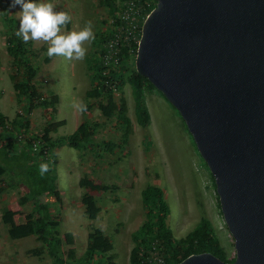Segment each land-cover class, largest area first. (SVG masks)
Masks as SVG:
<instances>
[{
  "label": "rangeland",
  "instance_id": "374dc122",
  "mask_svg": "<svg viewBox=\"0 0 264 264\" xmlns=\"http://www.w3.org/2000/svg\"><path fill=\"white\" fill-rule=\"evenodd\" d=\"M7 1L0 0V111L8 119H12L17 113L22 118L27 117L28 125L23 128L27 135L41 134L48 121L64 120V124L51 134L53 141L59 136H69L86 119L100 121L103 125L96 129L93 144L86 150H81L83 153L64 144L51 149L46 160L38 159L40 164L46 162L54 169L56 178L50 199V213L57 217L62 233L73 234L76 257L82 256L86 249L91 224L111 237L112 252L116 255L117 264H129V254L134 245L132 233L138 230L145 218L140 192L147 184L163 190L169 207L167 223L176 238L185 236L200 217L204 216L212 222L216 235L229 256H234L233 238L220 212L214 177L179 112L156 89L145 91L150 122L143 127L136 121L131 86L126 83L121 93L126 99L127 113L132 120L133 129L128 144L121 149L116 148L113 153L96 148L94 142L118 141L121 131L120 122L105 119L97 108V101L86 97V92L93 85L86 65L92 41L84 45L87 54L83 61H68L60 56L45 61L47 44L33 41L35 49L46 47V50H38L32 59L33 65L38 67L34 77L35 86L43 97L57 94L59 100L54 106L55 110L34 107L30 111H27L25 100H17L10 79L11 57L6 51L5 38L10 35L11 27L18 30L20 9L19 6L10 7L11 0ZM45 2L53 4L56 11L71 15L70 30L64 27L62 32L79 31L89 21L94 34L110 25L109 13L106 8L97 4L98 0ZM5 8L9 12V18L14 20L13 23L5 18ZM121 93H116L117 98ZM77 105H86V110L81 111ZM16 131L18 129L11 131L10 140L20 148L24 140H17ZM143 137L150 141L149 147L144 143ZM35 151L37 150L32 149L33 153ZM83 174L96 182L115 186L111 191L95 195L101 211L93 220L86 218L81 203L83 189L79 186V179ZM10 179L12 178L5 175L3 182H0L6 189L0 195V208L7 206L13 210H21L23 215L16 216V221L23 222L24 215L33 208L34 200H27L21 205L19 200L26 195V187L16 184L20 181L17 176L15 184L7 186ZM41 197L43 200L47 199L45 193ZM39 245L35 236L10 239L0 219V264H50L46 255L36 257L29 253Z\"/></svg>",
  "mask_w": 264,
  "mask_h": 264
},
{
  "label": "water",
  "instance_id": "95a60500",
  "mask_svg": "<svg viewBox=\"0 0 264 264\" xmlns=\"http://www.w3.org/2000/svg\"><path fill=\"white\" fill-rule=\"evenodd\" d=\"M136 71L179 112L214 177L235 258L264 264V0H156Z\"/></svg>",
  "mask_w": 264,
  "mask_h": 264
},
{
  "label": "trees",
  "instance_id": "16d2710c",
  "mask_svg": "<svg viewBox=\"0 0 264 264\" xmlns=\"http://www.w3.org/2000/svg\"><path fill=\"white\" fill-rule=\"evenodd\" d=\"M124 1L126 0H98L97 4L106 8L109 17L114 21L107 28L97 30L95 39L92 41V49L86 59L87 69L93 83L92 88L86 92L87 99L97 101V108L105 119H116L120 122L121 136L118 141L94 142L96 148L109 153H113L116 148L121 149L126 146L129 135L133 132L132 120L127 113L126 99L121 93L123 87L126 83L130 84L135 118L137 123L143 127L150 122L145 91L156 89L135 69L137 43L133 45L134 52L131 53L121 41L119 13L124 9ZM137 6L140 7L141 17L139 16L138 19L142 26L144 18L154 8L155 1L147 6L145 0H139ZM4 16L10 23L14 22L12 18H9L6 8ZM65 28L70 30L71 22ZM10 29V35L5 38V46L11 57L10 79L17 100H25L27 111L34 107L55 110L54 106L59 100L58 95L50 94L43 97L34 83L38 67L33 65L32 59L37 55L38 50H46V47L35 49L33 41L24 43L21 37L16 36V28L11 27ZM116 39L119 41L116 42ZM110 44L117 46L120 53L111 55ZM44 59L45 61L50 60L48 56ZM117 92L121 93L119 98L116 96ZM159 93L162 95L161 92ZM7 122H10L15 129L22 130L26 128L29 120L27 117L22 118L20 113L8 119L0 111V182H3V176L6 175L13 179H10V182L7 181V186H11L15 184L14 180L17 176L20 181L16 184L26 187V195L20 198L19 203L23 205L27 200H34V206L24 215L23 222L16 221V216L23 215L21 210H13L7 206L0 208V219L9 238L22 239L35 236L40 245L32 248L29 253L36 257L46 255L50 259V264H76V262L78 264H117L116 255L112 252L111 237L106 235L101 228L91 224L87 233L86 249L82 256L76 257L73 234L71 232L62 233L57 217L50 213V199L55 189L54 169L52 165H49L50 170L41 176L39 167H37L40 165L39 160H46L49 151L57 146L67 144L78 151L86 150L89 145L93 144L95 131L103 126L102 122L83 120L69 136H59L53 141L51 134L64 124V120L48 121L42 129V140L37 146L36 153L32 152L34 148L32 140L38 139L39 133L29 134L21 147L17 148L15 142L12 143L10 140L12 132L7 129ZM143 141L147 147L150 146L151 143L147 137H143ZM52 162L55 160L52 159ZM79 186L83 189L81 203L85 216L93 220L101 211L95 195L111 191L115 186L96 182L87 174L80 177ZM4 191L6 189L0 184V195ZM44 193L46 200L41 197ZM215 194L220 208L216 191ZM140 197L145 218L138 230L132 233L134 245L129 254V264H140L138 250L146 249L153 240H157L161 245L162 264H177L190 254L201 252H211L227 262L234 260L235 256L230 257L229 252L221 245L215 228L208 218L201 216L192 230L185 236L176 238L167 223L169 207L166 204L163 190L158 186L147 184L141 190Z\"/></svg>",
  "mask_w": 264,
  "mask_h": 264
},
{
  "label": "clouds",
  "instance_id": "9594fccd",
  "mask_svg": "<svg viewBox=\"0 0 264 264\" xmlns=\"http://www.w3.org/2000/svg\"><path fill=\"white\" fill-rule=\"evenodd\" d=\"M19 6V26L16 32L24 43L29 41L47 44L49 58L60 56L68 61H83L87 54L85 44L95 39L91 21L79 31L62 32L72 17L67 12L56 11L54 5L45 0H11L10 7ZM81 111L86 105H77ZM38 150V147H37ZM50 170L48 163L39 165V173L45 175Z\"/></svg>",
  "mask_w": 264,
  "mask_h": 264
},
{
  "label": "built area",
  "instance_id": "2783aa9c",
  "mask_svg": "<svg viewBox=\"0 0 264 264\" xmlns=\"http://www.w3.org/2000/svg\"><path fill=\"white\" fill-rule=\"evenodd\" d=\"M139 0H126L124 1V9L119 13L120 17V26L119 31L121 32V41L123 42L124 45L127 46L129 49V52L133 53L134 48L133 45L135 43L138 44L140 35H141V26L139 22V16L141 17L140 14V7L137 6V2ZM152 1L156 0H145V3L147 6H150V3ZM114 20L110 18L109 23H112ZM119 41L116 39V42ZM112 53L113 54H118L120 53V49L117 46H114L113 44H110ZM7 129L9 131H13L15 128L14 126L10 123H6ZM17 135L16 138L17 140H25L27 138V132L22 130L16 131ZM20 134V135H19ZM19 136V137H18ZM38 139L32 140L34 150L37 149V146L41 143V134H38ZM9 140V138H8ZM138 256L140 258V264H162L163 259H162V250H161V245L157 240H153L149 243L148 247L146 249L140 248L138 250Z\"/></svg>",
  "mask_w": 264,
  "mask_h": 264
}]
</instances>
